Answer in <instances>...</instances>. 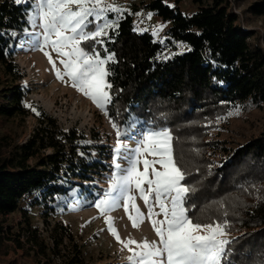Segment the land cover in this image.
<instances>
[{
  "label": "trees",
  "instance_id": "1",
  "mask_svg": "<svg viewBox=\"0 0 264 264\" xmlns=\"http://www.w3.org/2000/svg\"><path fill=\"white\" fill-rule=\"evenodd\" d=\"M182 0H150L144 8L165 24L159 38L139 30L132 14L118 20L108 35L82 42V47L114 54L107 76L111 100L107 109L122 126L134 116L154 129L171 130L174 154L191 175L185 183L197 191L188 203L202 222L227 220L229 255L224 264H261L264 256V45L258 29L241 24L230 0H193L187 12ZM249 18L261 19L264 0H252L244 10ZM29 5L0 0V255L23 249L26 264H53L52 247L34 227L21 203L55 201L67 195L69 184L62 176L89 180L102 162L89 163L83 156L89 146L85 136L60 127L57 119L42 111L30 137L20 142L14 132L3 130L6 118H26L29 91L14 71L15 30L29 25ZM114 16V15H112ZM180 44L187 48L180 50ZM105 49L107 51H105ZM175 53L163 58L167 50ZM11 79H8V77ZM250 104L263 110V125L241 140L213 136L218 121L232 108ZM198 150V151H197ZM197 169L199 171H197ZM80 186V185H79ZM223 201V208L213 204ZM210 206V207H209ZM207 209L206 211L202 210ZM228 215H223L224 211ZM24 212L13 231L12 214ZM24 237V239H22ZM60 244V241H57ZM9 264H17L14 260ZM78 264V263H77ZM84 264V263H81Z\"/></svg>",
  "mask_w": 264,
  "mask_h": 264
},
{
  "label": "rangeland",
  "instance_id": "2",
  "mask_svg": "<svg viewBox=\"0 0 264 264\" xmlns=\"http://www.w3.org/2000/svg\"><path fill=\"white\" fill-rule=\"evenodd\" d=\"M149 1L104 0L105 4L121 9L119 13H106V17L109 20L115 19L118 22L125 14H132L139 30H149L157 37L162 38L164 29L170 24H165L144 8V4ZM251 1L231 0V4L233 10L235 12L237 10V13H239L241 24L244 27L248 29L255 28L260 31L262 35L261 42L264 45L263 21L249 18V15L244 12ZM22 5L27 6L29 4ZM181 6L189 13L195 10L193 0H182ZM149 14H151V18H149ZM161 25L164 27L161 28ZM110 29L105 30L106 35H108ZM88 30H94V26H89ZM31 31L32 26L30 23L23 30H15L14 37L18 44L13 47L14 71L21 75L20 85L29 91L27 106L30 109V114L26 118L4 119L3 130L14 132L17 139L24 142L36 127L39 114L45 111L54 116L63 129L74 128L83 134L85 136L84 144L89 146L87 154L83 156L89 163L102 162L106 165V170L91 172L89 180H82L70 174L69 176H62L61 183L67 184L68 179L75 183L67 186L69 187L67 195H60L49 204L46 202L33 203L29 198L21 203V208L26 209L33 226L37 227L46 238V241L54 247L55 251H51L53 264H128L126 257L130 253L127 250L121 251L122 245L108 230L105 217L100 214V211L93 204L98 196L102 194L103 189L108 186L106 177L112 171L113 147L117 140V127L120 129L129 128L131 139L127 137L124 139L131 147H135V141L140 132L154 128L145 125L142 119L134 116H130L124 125H117L107 109L108 104L104 108L98 107L90 97L85 96L83 92L73 87L71 78L65 74L63 65L60 63L61 57L51 48H45L44 51L49 52L56 62V67L53 68L44 51L35 48L33 39L29 35ZM186 48V44H180V50ZM174 53L175 51L169 49L162 54V57L168 58ZM56 69L61 71V75L64 76L63 80L57 77ZM4 75V68L0 64L1 86V79ZM7 77L11 79V77ZM106 80L108 82L107 77ZM107 91L111 97L110 89H107ZM237 112L238 114H236ZM229 113L233 114L229 115ZM114 124L117 127H114ZM262 125V109L250 104H240L232 108L222 119H219L218 127L212 131V135L241 140L244 134L257 132ZM148 159L151 160L153 157L148 156ZM120 162L124 163L123 161ZM156 168L160 169V165H156ZM149 171L151 173V169ZM133 195L137 197V205L147 214V207L140 199L138 192H134ZM22 213L24 212L17 211L12 214V220L15 223L13 231L16 233L21 231V226L18 223L23 220ZM109 214L114 218V226L122 240L131 238L136 241H143L144 239L158 241V237L148 219H145L138 228H134L123 208ZM158 219H163V217L160 216ZM225 238L229 239L230 236L227 234ZM57 241H60V244H57ZM14 259L17 264H26L31 260V257H28L21 248L18 250L13 249L8 255H0V264H9L8 262Z\"/></svg>",
  "mask_w": 264,
  "mask_h": 264
},
{
  "label": "snow or ice",
  "instance_id": "3",
  "mask_svg": "<svg viewBox=\"0 0 264 264\" xmlns=\"http://www.w3.org/2000/svg\"><path fill=\"white\" fill-rule=\"evenodd\" d=\"M14 2L30 6L28 21L32 31L29 35L35 48L40 51L51 48L57 53L72 86L90 97L98 107L104 108L111 100L107 89L112 87L106 80L110 73L105 65L113 60L114 54L102 58L99 52L86 51L81 44L88 40L103 43L98 38L107 34L105 30L118 27L117 20L107 19L106 13H119L121 9L105 4L104 0ZM89 26H94V30H88ZM44 54L55 68L52 55L47 51ZM56 75L64 79L59 69H56ZM116 135L112 171L106 177L108 186L93 206L105 217L108 230L122 245L121 251L130 253L126 257L128 264H224L229 255L228 245L231 244L225 238L228 222H202L199 217L189 215L194 212L195 206L190 205L188 199L197 189L195 185L185 183L191 173L180 165L174 154L171 130L165 127L142 131L137 136L135 147L124 139H131L129 128L117 127ZM148 156L153 159L149 160ZM156 165H160V169ZM134 192H138L143 200L147 214L137 205ZM212 203L219 208L224 206L222 200ZM120 208L124 209L134 228L148 219L158 241L122 240L114 226V218L109 214ZM206 210H202L201 214ZM223 215H228L226 210ZM160 216L163 219H158ZM261 264H264V256L261 257Z\"/></svg>",
  "mask_w": 264,
  "mask_h": 264
},
{
  "label": "built area",
  "instance_id": "4",
  "mask_svg": "<svg viewBox=\"0 0 264 264\" xmlns=\"http://www.w3.org/2000/svg\"><path fill=\"white\" fill-rule=\"evenodd\" d=\"M231 1V0H230ZM232 3V2H231ZM236 13H237V10H236ZM237 14H239V13H237Z\"/></svg>",
  "mask_w": 264,
  "mask_h": 264
}]
</instances>
